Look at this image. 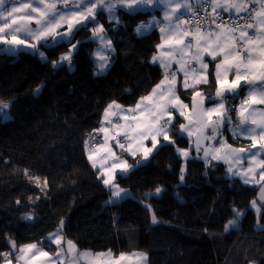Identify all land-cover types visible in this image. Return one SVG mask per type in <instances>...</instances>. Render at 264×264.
Listing matches in <instances>:
<instances>
[{
  "label": "trees",
  "instance_id": "16d2710c",
  "mask_svg": "<svg viewBox=\"0 0 264 264\" xmlns=\"http://www.w3.org/2000/svg\"><path fill=\"white\" fill-rule=\"evenodd\" d=\"M147 16L121 15L118 27L106 18L101 21L116 50L112 67L103 76L93 75L96 43L78 49L71 70L65 63L53 71L50 63L67 46L48 50V63L26 53H0V100L12 101L10 118L0 121V252L9 250L7 238L18 245L40 241L63 218L66 238L82 251L144 252L148 264H264V230L257 228L250 206L259 186L229 178L224 164L213 163L205 175L203 160L191 159L186 183L181 184L184 161L177 158L175 147H164L147 164L118 178L135 199L105 204L109 193L87 160L84 141L112 100L132 106L161 79V70L151 62L158 33L145 37L134 33ZM86 35L91 32H81L76 39ZM38 85L43 87L34 94ZM201 89L213 94L214 81ZM180 123L183 119L177 116L173 137ZM232 143L240 147L249 142ZM177 146L187 148L188 140H178ZM29 177H39L41 187L47 179L48 187L42 192ZM157 186L163 192L146 201L159 220L152 224L141 201L143 193L154 192ZM233 207L244 215L239 226L226 233L223 225L233 218ZM27 212L35 218L22 220ZM260 223L264 225V219Z\"/></svg>",
  "mask_w": 264,
  "mask_h": 264
},
{
  "label": "snow or ice",
  "instance_id": "6c2138e0",
  "mask_svg": "<svg viewBox=\"0 0 264 264\" xmlns=\"http://www.w3.org/2000/svg\"><path fill=\"white\" fill-rule=\"evenodd\" d=\"M125 14L130 18L150 17L135 27L138 37L159 30L160 42L155 45L151 62L159 64L162 78L132 106L112 100L103 110L100 127L93 129L84 141L87 159L97 170L96 178L109 193L105 204L115 205L132 197L129 189L120 186L118 178L127 177L162 148L172 146L177 158L184 161L180 167L181 184L186 183L187 162L199 159L204 162L205 175L215 167L214 161L223 162L227 165L226 176L239 177L244 185L259 186L250 206L256 211L257 228L264 230L260 223L264 219V0H0V53H26L48 63V50L67 46V51L50 63L53 71L65 63L71 70L78 49L97 43L91 54L97 69L93 75L103 76L112 67L116 50L109 29L101 21L106 15L110 24L114 21L118 27L123 23L120 16ZM89 31L91 36L76 39L79 33ZM212 65L214 71H210ZM213 78L214 95L199 89L200 85H211ZM181 83L185 95L192 90L191 105L177 94ZM42 87L38 85L34 94H39ZM11 106L12 101L0 100V121L10 118ZM177 114L185 123L179 124V132L173 137ZM113 117L118 119L114 121ZM225 130L232 140L249 143L234 147L227 142ZM101 132L104 144L96 145L93 134ZM185 134L188 147L177 146ZM109 140L115 141L121 153H127L135 163L117 155ZM101 151L108 155L98 160ZM138 155L140 158L136 159ZM24 174L28 175L27 169ZM29 178L41 187L39 177ZM47 187L45 179L41 191ZM162 192V186H157L154 192L142 194L141 203L151 214L152 224L159 220L146 201ZM29 202L34 204L35 200L29 197ZM16 204L21 205L22 201L17 199ZM232 213L233 218L223 225L226 233L237 228L244 215L236 207ZM34 218L31 212L21 216L28 221ZM64 228L65 220L61 218L40 241L18 245L7 238L9 250L0 252V264H148L144 252L117 255L111 249L81 251L66 238ZM51 245H56L54 251Z\"/></svg>",
  "mask_w": 264,
  "mask_h": 264
},
{
  "label": "crops",
  "instance_id": "0c3cea01",
  "mask_svg": "<svg viewBox=\"0 0 264 264\" xmlns=\"http://www.w3.org/2000/svg\"><path fill=\"white\" fill-rule=\"evenodd\" d=\"M157 15L160 16L161 14H160V13H157ZM105 18L107 19V16H106V15H105ZM149 18H150V17L147 16L146 21H147ZM113 23H115V22L113 21ZM154 32H157L158 35L160 36V33H159V30H158V29H157L156 31H154ZM159 42H160V41H159ZM96 44H97V43H96ZM97 47H98V44L96 45V48H97ZM96 48H95V49H96ZM154 65L158 66L159 69L161 70V68H160V66H159L158 63H156V64H154ZM96 70H97V69H96ZM210 71H214V65L211 66ZM161 72H162V70H161ZM161 78H162V77H161ZM179 80H180L181 82L183 81V76H182V75L179 77ZM212 80L214 81V84H215V80H214V78H213ZM202 86H205V85H200V86H199V89H201ZM150 91H151V90H150ZM184 92H185V90L183 89V87H182V83H181V85L179 86V90H178V93H177V94L180 96V98H181L186 104L191 105V94H192V90H188V92H190V96H189V97H186V98H184V96H183V93H184ZM214 93H215V89H214ZM214 93H213V95H214ZM241 95H243V93H241ZM236 104H239V98L236 100ZM206 106H210V105H206ZM232 115H233V118H235V113H232ZM177 116H178V114H177ZM178 117H179V116H178ZM180 118L183 119L182 117H180ZM117 119H118V118L113 117V120H114V121L117 120ZM120 123H123V121H120ZM183 123H185L184 119H183ZM99 127H100V126H99ZM99 127H98V128H99ZM108 127H109V129H110V132H112V134H115V133L112 131L111 125H108ZM208 134L210 135L211 133L209 132ZM224 136H225V138L227 139V142H228L229 144H232L234 147H237V146H235V145L232 143L234 140L231 139V134L228 133L226 130H225V132H224ZM184 138L188 140L186 134H185V137H184ZM241 141H246V140H241ZM246 142H248V141H246ZM108 143H109V145L112 147L113 151H115V153H116L117 155H123V157L126 158V159H128V161H129L130 163H135V160H133V162L130 161V159H133V158L130 157V156H128L127 153H123V154L121 153V150L115 146V141L109 140ZM103 144H104V133L101 132V139H100L98 145H103ZM148 146H151V145H150V142H149ZM192 153H195V151L193 150ZM195 154H196V153H195ZM106 155H108L107 152H105V151H101V152H99V153L97 154V159L99 160V158L104 157V156H106ZM86 157H87V156H86ZM139 158H140V157H139V155H138V156L136 157V159H139ZM87 160H88V159H87ZM88 162H89V161H88ZM213 163H217V162L214 161ZM219 163L224 164V165L226 166V169H227V165H226L225 163H223V162H219ZM89 164H90V163H89ZM90 166H91V164H90ZM244 166L247 167V163H246V162H245V165H244ZM95 171H97V170H95ZM236 178L239 179V177H236ZM257 179H258V177H257ZM239 180H240V179H239ZM252 186H253V185H252ZM51 248H52V250L54 251L55 248H56V245H51ZM81 251H82V250H81ZM13 264H15V261H13Z\"/></svg>",
  "mask_w": 264,
  "mask_h": 264
},
{
  "label": "built area",
  "instance_id": "2783aa9c",
  "mask_svg": "<svg viewBox=\"0 0 264 264\" xmlns=\"http://www.w3.org/2000/svg\"><path fill=\"white\" fill-rule=\"evenodd\" d=\"M227 16V14H225V17ZM185 19H187V17H185ZM233 119H235V118H233ZM100 126V125H99ZM98 126V127H99ZM97 127V128H98ZM93 135H95V137H96V139H95V141H94V143L96 144V145H98V143H99V138L101 137V133H98V134H96V133H94Z\"/></svg>",
  "mask_w": 264,
  "mask_h": 264
},
{
  "label": "rangeland",
  "instance_id": "374dc122",
  "mask_svg": "<svg viewBox=\"0 0 264 264\" xmlns=\"http://www.w3.org/2000/svg\"><path fill=\"white\" fill-rule=\"evenodd\" d=\"M162 73V72H161ZM160 81V80H159ZM100 125V124H99ZM101 139V137L99 138V140ZM99 144V143H98ZM250 186H252V185H250ZM254 210V209H253ZM255 211V210H254ZM255 213H256V211H255ZM166 247V246H165ZM175 254V251H173L172 252V255H174Z\"/></svg>",
  "mask_w": 264,
  "mask_h": 264
},
{
  "label": "water",
  "instance_id": "95a60500",
  "mask_svg": "<svg viewBox=\"0 0 264 264\" xmlns=\"http://www.w3.org/2000/svg\"><path fill=\"white\" fill-rule=\"evenodd\" d=\"M259 192V189H258V191H257V193ZM256 196H257V194H256Z\"/></svg>",
  "mask_w": 264,
  "mask_h": 264
}]
</instances>
